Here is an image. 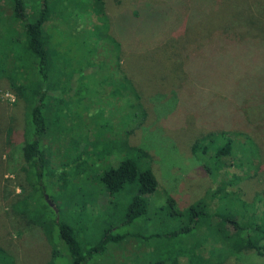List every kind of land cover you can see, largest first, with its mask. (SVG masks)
Wrapping results in <instances>:
<instances>
[{
	"label": "rangeland",
	"instance_id": "1",
	"mask_svg": "<svg viewBox=\"0 0 264 264\" xmlns=\"http://www.w3.org/2000/svg\"><path fill=\"white\" fill-rule=\"evenodd\" d=\"M105 4L107 17L79 0H59L50 8L49 81L54 88L44 106L49 121L41 143L45 174L40 181L46 191L37 203L53 201L60 219L72 224L79 238L96 241L107 225L124 235L108 243L103 254H95L91 264H154L167 257L172 261L173 242L179 239L170 240L163 232L180 220L166 198L171 196L182 208L212 185L191 152L192 143L206 132L237 131L242 133L237 143H248L246 137L254 141L252 146L243 145L244 153L251 150V156L253 149L260 150L256 163L264 164V0H105ZM245 12L254 15V23L237 33L239 43L229 44L230 36L218 33L226 27H244ZM183 25L187 26L181 29ZM181 42L194 53L189 62L180 61ZM242 47L250 50L242 52ZM228 51L234 53L214 55ZM125 76L145 110L133 131ZM23 102L0 78V137L11 126L22 130ZM90 116L91 122H85ZM68 133L89 144L96 139L99 143L95 153L91 149L94 157L82 158L84 171L75 179L70 173L74 167L58 165L70 159L63 143ZM132 145L149 153L159 186L145 196L147 213L132 224H120L117 212L135 191L130 184L122 187L112 199V205L119 204L105 214L107 196L94 173L128 153L132 156ZM2 167L0 247L12 253L16 264H68L65 252L59 251L66 247L57 236H46L35 225L33 231L25 229L7 213L11 198L21 193V177L6 172L4 162ZM61 167L65 175L54 180L49 172ZM239 187L244 199L251 200L264 190V169L239 181ZM196 230L199 234L203 227ZM156 233L162 236L152 235ZM54 247L58 251L53 258ZM221 264H264V253L243 251Z\"/></svg>",
	"mask_w": 264,
	"mask_h": 264
},
{
	"label": "trees",
	"instance_id": "2",
	"mask_svg": "<svg viewBox=\"0 0 264 264\" xmlns=\"http://www.w3.org/2000/svg\"><path fill=\"white\" fill-rule=\"evenodd\" d=\"M58 3L59 0H0V78L6 79L10 90L24 101L25 107L22 130L18 132L11 126L0 137V143H3L0 158L1 155L5 157L0 164L2 167L4 162L6 172L21 177V193L11 198L7 213L17 223L23 224L25 229L32 230V225H35L46 236H57L66 247L65 251H59L65 252L68 264H91L95 254H103L108 243H116L124 235L113 233L114 226L107 225L102 226L96 241L92 238H79L74 226L60 219L56 204L57 211L45 200L43 204L37 203L39 195L42 196L41 192L46 191L40 181L45 174L41 143L43 137L47 136L46 124L49 121V114L44 106L51 96L50 87L54 88L49 81L50 50L53 48L49 35V19L52 16L50 8ZM79 3L88 10L99 8V13L109 16L105 0H79ZM250 15L245 12L244 27H226L218 34L230 36L229 44L239 43L237 39L241 36L237 33L248 30L254 23V15ZM186 26L180 28L184 29ZM180 33L183 32L180 30ZM206 41L210 39L207 38ZM181 43L180 61L189 62L194 53L187 42ZM242 48V52L250 50ZM232 53L234 52L228 51L214 55L229 56ZM240 53L238 51L236 54ZM125 81L129 86L127 94L130 97L127 96V102L130 105L129 115L134 119L131 128L133 131L142 123L145 110L132 81L129 82L126 76ZM92 118L90 116L89 119H83L90 123ZM239 134L242 133L226 130L206 132L192 143L191 152L212 185L207 187L200 198L182 208L177 207L171 196L166 198V205L172 209L173 216L178 217L180 223L174 228L165 229L163 233L166 238L179 239V242H173L176 256L174 260L167 257L154 264H221L243 251H255L259 255L264 253V190L257 191L247 201L239 187V181L256 176L264 169V164L260 161L256 163L260 150L253 149L255 153L251 156V150L244 153L243 145L252 142V146L254 141L246 137L248 143H237ZM64 138L63 143L67 144L64 149L68 151L70 161H61L58 165L74 167L70 173L75 179L84 171L80 170L82 158L87 156L86 160L89 161L94 157L91 149L95 153L99 143L96 139L89 144L81 138H73L69 133ZM82 142L84 144L81 146ZM130 148L132 156H128V153L94 173V178L99 181L107 196V204L102 209L105 214H110V208L119 204L113 202L112 205V199L122 187L130 184L135 191L117 212L120 224H132L147 213L149 202L145 196L155 192L159 186L149 153L135 145ZM62 168L49 172L54 180L60 181L62 175H65L60 173ZM118 209L116 207V211ZM201 227L203 230L197 234L196 229ZM152 235L162 236L159 233ZM57 251L55 247L52 249L53 258ZM13 257L11 252L0 247V264H16Z\"/></svg>",
	"mask_w": 264,
	"mask_h": 264
},
{
	"label": "water",
	"instance_id": "3",
	"mask_svg": "<svg viewBox=\"0 0 264 264\" xmlns=\"http://www.w3.org/2000/svg\"><path fill=\"white\" fill-rule=\"evenodd\" d=\"M47 201H48L49 205H51L54 208V210L57 211V208L54 205V203L51 200H49V199Z\"/></svg>",
	"mask_w": 264,
	"mask_h": 264
}]
</instances>
